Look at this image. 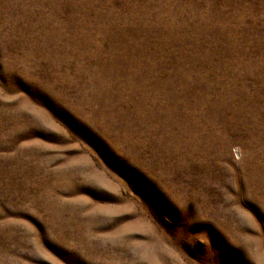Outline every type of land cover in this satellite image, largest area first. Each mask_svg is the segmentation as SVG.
<instances>
[{
	"label": "rangeland",
	"instance_id": "obj_1",
	"mask_svg": "<svg viewBox=\"0 0 264 264\" xmlns=\"http://www.w3.org/2000/svg\"><path fill=\"white\" fill-rule=\"evenodd\" d=\"M0 264H264V0H0Z\"/></svg>",
	"mask_w": 264,
	"mask_h": 264
}]
</instances>
